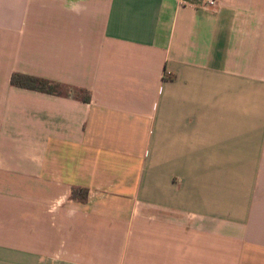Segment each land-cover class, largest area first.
Returning <instances> with one entry per match:
<instances>
[{
    "label": "crops",
    "instance_id": "crops-1",
    "mask_svg": "<svg viewBox=\"0 0 264 264\" xmlns=\"http://www.w3.org/2000/svg\"><path fill=\"white\" fill-rule=\"evenodd\" d=\"M215 1L0 0V264H264V0Z\"/></svg>",
    "mask_w": 264,
    "mask_h": 264
},
{
    "label": "trees",
    "instance_id": "trees-1",
    "mask_svg": "<svg viewBox=\"0 0 264 264\" xmlns=\"http://www.w3.org/2000/svg\"><path fill=\"white\" fill-rule=\"evenodd\" d=\"M9 83L16 87L40 91L47 94L71 95L83 102H88L90 99V93L86 89L75 88L49 79L18 72L11 73ZM85 195L86 190L79 187H72L69 194L70 199H77L79 201H84Z\"/></svg>",
    "mask_w": 264,
    "mask_h": 264
},
{
    "label": "built area",
    "instance_id": "built-area-1",
    "mask_svg": "<svg viewBox=\"0 0 264 264\" xmlns=\"http://www.w3.org/2000/svg\"><path fill=\"white\" fill-rule=\"evenodd\" d=\"M216 3L215 0H203L204 7H212Z\"/></svg>",
    "mask_w": 264,
    "mask_h": 264
}]
</instances>
